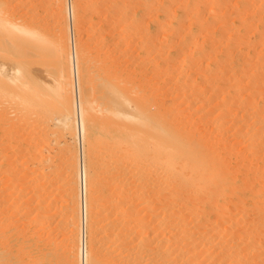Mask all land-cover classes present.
Returning <instances> with one entry per match:
<instances>
[{
  "label": "bare ground",
  "instance_id": "bare-ground-1",
  "mask_svg": "<svg viewBox=\"0 0 264 264\" xmlns=\"http://www.w3.org/2000/svg\"><path fill=\"white\" fill-rule=\"evenodd\" d=\"M43 1L32 2L41 8L46 7V2ZM25 2L0 0V53H5L6 58L12 62L10 67L6 64L7 59V62L2 59L0 61V264L80 262L77 254L79 209L76 210L74 206L68 213L64 210L66 199H71V204L74 198L78 200L79 197L77 176L79 158L82 155L79 156L78 147L65 141L61 150L66 156L60 163H55L44 151L49 146L47 129L43 128L32 113L39 101L41 103L44 100L51 108L59 110L57 122L73 134L76 127L79 131L82 128L80 106L83 104L88 128L95 129L96 111L100 107H96L84 91L86 72L83 68L86 56L81 51V41L80 45L78 43L76 54L78 41H75L73 18L78 22L77 25H80L79 19L85 17V12L90 9L93 11L91 7L98 8L101 3L107 6L106 15L108 13L109 17H117L114 21H119L122 17L168 19V22L156 24L158 28H154L158 30L150 35L151 40L146 43V52L155 53L153 58L147 60V69H159L164 62L162 53L171 49L177 54L168 60L164 69L167 78L161 83L164 84L167 79L171 83L176 79L170 86L178 92L176 97L182 96V99L191 104L201 103L197 108L208 106L209 110H214L218 107L225 113L234 109L237 112L239 109L242 114L239 118L238 112L232 116L234 119L230 117L234 120L230 126L227 125L229 121H225L227 118L222 120L219 115H211L207 119L211 123L210 133H203L195 127H189L185 122L173 123L160 110V116L147 120L149 129L144 134L136 131L134 134L128 132L126 136L120 135L121 140H130L139 146H145L147 141L144 139L152 136L156 142L151 141L148 144H151L152 148L153 143H158V146H153V157L161 156L166 175L158 179L141 176L143 174L138 167L134 168L133 174L128 177L113 176L109 175L110 173L106 175V170L103 171L100 167L89 169L94 175L87 178L85 188L88 198L89 240L86 238L84 226L81 264H101L100 260L94 257L99 252V239L105 240L111 235V220L106 218L107 222L105 219V213L109 210L106 208L113 209L115 215L114 218L110 216L113 218L112 245L121 252L120 254L125 253L122 256H127L126 262L130 259L133 261V258H138V263L139 259L143 261L153 258L156 264H196L193 259L197 250L192 243L211 233L216 238H224L212 241L214 243L210 245L206 244L209 246L206 248L213 251L214 263L264 264V0H75L74 10L70 9L74 68L64 1L52 0L50 10L45 9V12L43 8V13L48 11L53 16V20H50L53 22L48 21L51 25L45 21L43 24L37 23L35 19L39 18V15L30 18L27 14L23 21L15 19L14 12L10 13L11 8L14 9V6L18 7L22 3L23 7ZM30 4L33 5L29 2L27 6ZM94 13L97 12L93 11ZM45 17L41 19L45 20ZM189 18L192 19L191 28L196 26L201 32H206L205 39H197L194 43L192 30L191 33H182L183 24ZM229 19L238 21L241 30L233 29V38H229L233 40L232 44L228 39L221 43V46H224L218 51H223L222 54L227 60L233 53V56L240 57L241 61L239 60L238 65L236 59L232 67L225 63V69L229 66L227 71L230 72V67L232 68V75L228 73L233 76L232 81L228 75L232 83L225 81L221 86L219 83L212 84L211 93L205 94V88L211 86L206 83V78L211 76V73L208 74L207 69L199 66L188 51L191 46H197L196 50L204 56L207 45L210 44L211 50L218 48L219 43L216 44L217 47L213 46L214 43H208L209 37L214 36V30L206 26L212 21L217 25L216 21L222 23V20ZM228 22L218 24L223 34L226 33L225 27L230 26ZM185 24L187 26L188 22ZM235 25L237 24L234 23V28ZM173 40L177 42L173 43ZM28 53L54 57L52 63L56 68L53 82L42 84L38 78L35 79L38 74L25 68L29 62L23 57ZM181 53L186 55L183 54L182 57ZM132 66L125 62V68L122 70L127 74V79L122 80L118 75L119 84H116L117 88L114 86L118 90L111 96V104L108 107L116 114L121 113L131 118L133 113L129 109L134 101L135 82ZM196 66L201 70L200 73L194 68ZM43 74L45 76V73ZM153 78L156 76L153 75ZM212 79L217 82L216 78ZM181 81L183 83L180 85ZM199 82L203 83L202 90L199 89ZM178 104L181 105L180 101ZM74 108L78 115V126L75 123ZM11 109L15 112L12 113ZM207 112L204 111L203 115ZM229 132L234 136V139H230L234 141V147L241 146L240 153L237 151L239 154L233 153L235 149L231 151L233 145L230 144L231 150L227 148ZM232 135L230 136L233 137ZM231 154L240 155V159L237 158L232 165L228 163ZM101 174L104 175L101 177ZM94 193L110 196L111 200L107 204L98 205L92 200ZM70 204L68 203V206ZM67 209L66 207V211ZM194 210H198L199 215H193ZM102 211L105 212L104 223ZM108 216L109 214L106 217ZM201 220L207 224L195 229ZM48 227L56 232L66 229L63 233H67L64 237L67 240L66 247L62 249L60 244L53 242L56 239L54 236V240L50 238L53 230H48ZM158 228L168 231L167 239H161L165 244L163 248L159 242L151 241L153 237L150 238V229L156 231ZM101 231L104 233L101 234ZM40 233H48V236L43 239L44 235L41 236ZM187 233L191 235H186ZM196 234L198 238L194 236ZM211 235L209 237H212ZM66 240L63 241L66 243ZM87 242L90 244V256L85 253ZM221 243L230 247L222 248ZM138 251L140 253L136 257L134 254Z\"/></svg>",
  "mask_w": 264,
  "mask_h": 264
},
{
  "label": "rangeland",
  "instance_id": "rangeland-1",
  "mask_svg": "<svg viewBox=\"0 0 264 264\" xmlns=\"http://www.w3.org/2000/svg\"><path fill=\"white\" fill-rule=\"evenodd\" d=\"M24 1H26V2L24 3L25 5L23 7H22V5H23V3H22V4H19L21 7L18 5L19 8L17 6H14L15 10L13 9V7L11 8L10 13L14 12V18L15 19L17 18V20L20 19V21L21 20L23 21L26 19L27 14H29L30 18H33V16L39 15V18L36 17L37 19H35L36 22L39 24H41V23L43 24V21H45V23H47V24H49V22H53V21H50V20H53V16L51 15V13L49 12L50 15H49L48 11H47V13H45L46 12L45 9L48 10L49 7H52V5H53L52 0H47V1L44 0L43 1L44 3L46 2L45 5H46V7L48 6L47 8L43 6L44 4L41 5V6H43L41 8L39 5L37 7L33 2L34 1L38 2V0H30V1L24 0ZM28 1L31 2L33 5L30 4V6H27V5H29ZM39 1H41V0H39ZM63 1H64V4L66 5V11H67V16H68V23H67V29H68V34H69L68 41H69V46H70L71 54H72L71 55L72 67L74 68L75 60L73 58V48H72V41H71L72 39H71V26H70L71 25L70 9L72 8L74 10V8H75L74 1L75 0H63ZM34 5H35V8L39 9V10L37 9L38 11L35 8H33ZM15 7H17V8H15ZM95 7H91V8H93L94 9L93 11L97 12V13L93 14V11H91L92 9L89 8L90 10H87L85 12V14H86V15H84L85 17H81V19H79L80 25H77L78 22L73 18L75 41L76 42L78 41L77 43L75 42L77 45L76 54L78 53V51H77L78 50V43L80 45V41H81V51L86 56V62L84 64V68H83V71L86 72L85 73L86 74V82L84 83V81H83V84H85L84 87L86 89L84 91H86L85 94L88 95L89 99L92 100L93 104L96 107H100L96 111L95 129L90 130L88 128L87 115H86V111L84 110L83 104L80 106L82 128L79 131V129H77V127H76V130L73 131V134L70 132H67L64 129V127L61 125V123H58L59 121L57 122L56 117H58L60 115L59 110L51 108L48 104H46L44 102V100H42L41 103L39 101L38 106H35V108L33 109L34 111L32 113L33 117L36 118L37 121H39L42 124L43 128L47 129L46 132L48 134L49 146L47 147L48 149L46 148V149H44V151H45V154H48L51 156V158L55 161V163H60L63 160V158H65L64 156H66V155H64L65 153L61 150V146L63 145V143L65 141L72 143L73 145L78 147V150H80L79 156L82 155V157L79 158L80 161H79L78 176H77L78 187H79V195H78L79 197L77 196L78 200H77V198H76V200L74 198L73 199L74 201L72 200V202H74V203L71 202V204H70L71 199H69V200L66 199L67 202L69 201L68 203L70 205L68 206V203L66 202L67 206L65 205V210H64L66 213H68L71 210V208L74 206L76 207V210L79 209L78 210L79 212L77 211V215L79 216V217H77L79 220L78 221V223H79V225H78V249H77L78 258L80 260L79 264L82 263V259H83L82 241H83V234H84V226L86 227V230H85L86 238H87V240H89L88 215H87L88 198H87V193H86L85 188H86L87 178L89 176L94 177L93 173L91 171H89V169L100 167V168H102L103 171L106 170V171H104L106 175L110 173L109 175H113V176L117 175L120 177H124V176L128 177V176H131L133 174L132 172H134V168L138 167L139 169H141L140 173L143 174L141 176H150V177L158 179V178L164 177L166 175L164 172L163 165H162L163 162L161 161L162 160L161 156L158 155L156 157H153L154 147L158 146L157 145L158 143L155 144L152 142L153 143L152 145L154 146V147L152 146V148L150 147L151 144H148L151 141L156 142V140L153 139L152 136L150 138H148V136H146L148 138V139H144L145 141H147L146 145L144 144L145 146H143V145L139 146L138 143H137L138 144L137 145L136 143H132L130 140H124V141H123V139L121 140L119 138L120 135L126 136V134L128 132H132L134 134L136 131H141L144 134L149 129L147 124H146V123H148L147 120L151 119V118L153 119L156 116H160V114H159L160 110L173 123H177L178 121H179V124L182 122H185L186 124L189 125V127H192L193 129L195 127L198 131L203 132V133L204 132L210 133L211 123L207 119L211 115H219L222 120H225L226 118L229 119V120L226 119L225 121H227V122L229 121L227 123V125L230 126L231 122L234 121L233 117L236 115V113L238 112L237 113L238 118L241 117V114H242V111L239 109H237V112L234 109L235 113L233 110H232L233 112L230 111V113H228V112L225 113L222 111L221 108H218V107L215 108L214 110H209L208 106L197 108L201 103L196 102L194 104H191L188 102V100L182 99V96L176 97L175 94L178 92L176 90H172L170 88L171 84H174V81L176 79H173L174 81L172 80L173 83H172V81H171V83L168 82V79L164 82V84L161 83L164 78H167L166 70H164V69H165V66H166L168 60L171 57L176 56V54H177L174 51H172L171 49H166L162 53V56L164 57V62L160 66L159 69H156V68L155 69L149 68V70L147 69L148 68V65L146 64L147 60L153 58L155 56V53L148 54L146 52V43L150 42V40H151L150 35L155 34L156 33L155 30H158V29L154 28V27H157L156 24L168 22L169 21L168 19H165L164 17H122L121 20L114 21L113 19L114 18L117 19V17H109L108 13L106 15V12H108V9L106 8L107 7L106 4L104 6V4L101 3V6L99 4L98 8L97 7L95 8ZM43 8H44L45 14L43 13ZM25 9H26V11H25ZM96 9H98L99 11ZM34 10H35V12H34ZM49 10H50V8H49ZM103 10H105V11H103ZM24 11H25V13H24ZM19 12H21V13H19ZM33 13L34 14L37 13V14L33 15ZM20 14H22V15H20ZM31 14H32V16H31ZM102 14L105 15L106 17L102 16ZM17 15H18V17H17ZM42 15H44V16H42ZM47 15L52 19H50L49 17H47V18H49V19H47L45 17ZM97 15H98V17H97ZM43 17H45V20L41 19ZM103 19H104V21H103L104 23L101 21ZM228 21L222 20V23H221V21L215 22V24H217V23L219 24V22H220V24H223V22H226V23L228 22L230 24V26L225 27V30H226V33L224 32L225 34H223V32H222V30L218 24H217L218 26L214 25L213 21L211 22V24L213 23L212 25L211 24L209 25V23H210L209 22L208 26H206L209 29L214 30V36L212 35L209 37L208 43H211V44L214 43L213 44L214 47H217L216 44L219 43L220 46L218 48H215V50L214 49L211 50L210 44L209 45L206 44L207 45V52L205 53L204 56L200 51L196 50L197 46H191L189 51H188V53L190 55L194 56V59L196 60V62L198 63L199 66H202V68L207 69L206 72L208 74L211 73V76L208 75L206 78V80H207L206 83H210L211 86L208 88H205V92H206L205 94L211 93V90H212L211 87L213 86L212 84L219 83V85L221 86L222 84L225 83V81H228V83L231 80L233 81V76H231L233 71H232L231 67L235 65L234 63H235L236 59H237V64L238 63L240 64V61H241L240 57L237 58V56L236 57H235V55L233 56V53L230 54L231 56L229 55V59L227 60L225 58V56H223L224 54H222L223 51L220 52L222 46H224V45L221 46V43L226 42L230 37H231V39L233 38V35H231L232 32L234 33L233 29L235 30L238 28L237 30H241V27H240V24L238 21H234V19H229ZM187 22H188V24L190 22V25L187 24V26H186L185 23H187ZM191 22H192V19L190 20V18H189V20L184 22L182 33H187V32L191 33V30H192V32L194 34V43H196L197 39L199 41H201L202 39H205L207 36L206 32H204V31L201 32L196 26H193V28H191ZM231 23H233V24H231ZM234 23L237 24V25H235V28L233 26ZM51 24L52 23H50L49 25H51ZM226 28L227 29L229 28V30H227ZM157 34H158V32H157ZM226 34H228L230 36L229 37H228V35L225 36ZM159 36H161V35H159ZM70 41H71V43H70ZM230 41L231 40L229 39V42ZM172 42L176 43L177 40L176 41L173 40ZM232 42H233V40L230 42V44H232ZM198 43H201V42H198ZM213 46H212V48H213ZM238 47H240V46H238ZM218 49H220V50L218 51ZM183 54L186 55V53H183ZM183 54H182V57H184ZM27 57H29V58H27ZM178 57H179V59L181 58L180 55H178ZM1 59H2V61H4V60L6 61V59H7L5 56V53H3V52L0 53V61H1ZM23 59L27 60L29 62V63H27L28 66H25V68L27 67L29 69L28 71H31L32 73L35 72L36 75L38 74V76L41 75V77L35 76L36 77L35 79L38 78V81L40 83L46 84V83H51L54 81L53 73H54V70L56 68V66L53 65L54 57L37 56L34 53H32V54L30 53V55H29V53H28L26 56L23 57ZM7 61L8 62L10 61V62L8 63ZM7 61H6L7 62L6 64L11 67L12 66L11 60H9V58H8ZM38 61H39V63H38ZM40 62H41V64H40ZM125 62H129L131 65H133L132 67L135 68V69L131 68L133 71L132 75L134 74L133 82L135 81L133 83V85H134V94H133L134 101H133L132 107L129 109L130 112L133 113L132 118L129 117L128 115L124 116L121 113L116 114L115 112H112L108 108L109 104H111L110 103L111 102V96L115 92H117V90H118V89H116L117 88L116 84H119L120 77L122 80L127 79V74L122 70L125 68ZM30 63H32V64H30ZM225 63H227V65L231 66L230 72H229V70L228 71L226 70L229 66L225 69V67H224ZM36 64H38V65L34 66ZM47 64H48V66H47ZM49 65H50V67H49ZM206 65H208L209 67H206ZM46 66H47V68H49V70L46 68ZM36 68L38 70H36ZM194 68L197 69L199 71V73L201 72V70L199 68H197V66ZM41 71H43V73H45V76ZM31 72H30V74H32ZM228 73H230L231 75H229ZM153 75H155L156 78H153ZM228 75H229L230 79L232 78L231 80H229ZM123 77H125V78H123ZM147 78H149V80ZM212 78H216L217 82ZM139 81H140V83H139ZM232 81H231V83H232ZM181 83H183V82L181 81L179 84L181 85ZM179 84H177V86H179ZM199 85H200L199 89L202 90L203 83L199 82ZM74 88H76L75 89V92H76L77 87L75 86ZM79 90H80L79 92L82 91L81 88ZM48 96H50V95H48ZM48 98L49 97H46V99H48ZM239 99H241L240 96H239ZM107 101H109V102H107ZM178 101H180V103H181L180 106L178 104ZM75 108H76V106H75ZM75 108H74V110H75V114H74L75 115V123L78 126V115L76 114ZM162 108H164V109L162 110ZM12 110L13 109H11L12 113L15 112L14 110L13 111ZM204 111H208L206 113V115H203ZM181 112H182V114H181ZM125 117H129L130 119L129 118L126 119ZM139 117H142V118L139 119ZM230 117H232L233 119ZM177 118H180V120H182V121L178 120ZM231 133H232V130H231ZM231 133L229 132L230 135H232ZM229 134H228V136H229L228 137L229 147L227 146V148L230 149V147H231L230 144L233 145V142H234L230 139H232V138L234 139V136L232 135L233 137H231ZM134 144H135V146H134ZM147 144H148V146H147ZM232 147H231L232 150L230 149L232 152L235 149V152H233V153H236L238 150H239L238 152L240 153V150H241L240 145H238L236 148L234 147V145ZM238 152H237V154H239ZM157 154L158 153H156V155ZM237 154H231L232 155L231 158H233V160H231V158H230V160L228 161V163L230 165L234 164L236 162V160L240 159V157H239L240 155H237ZM234 155H237V156H234ZM95 157L100 158V160L98 161ZM0 175H1V172H0ZM103 175L104 174H101V177ZM92 200L96 201V203L98 205L99 204L104 205L105 203L107 204L109 202V200H111V198H110V196L97 195V193H94ZM75 201H78V202L75 203ZM66 207L68 208L67 211H66ZM106 209L107 210L109 209L108 212L105 213V212H103L105 210H103L101 215H103L105 213V219L107 218V219L111 220L109 222V225L111 228V230H109V231L111 232V235L108 238H105V240L99 239V242H98L99 252L97 253L99 255L96 254L94 258L99 259L101 264H121V263L122 264H130V263L131 264L132 263L133 264H145V261L147 264H156L154 262L155 260L153 258L152 259L149 258L150 260H148V258H146L143 261H140V259H139V263L137 260L138 258H133V261H131L132 259H130L128 262H126L127 256L126 255L122 256V254H125V253L120 254L121 252H119V250L116 249V247H113L114 245H112V244H114L113 235H112V230H113L112 229L113 228L112 220L115 217L114 210L110 209V208H106ZM110 210H113V211H110ZM107 214H109L108 217H106ZM193 215H196V216L199 215V211L194 210ZM110 216L113 218L111 219ZM101 217H102V221L104 223L105 222L104 221L105 220L104 215ZM107 219H106V221H107ZM96 220H94V221L97 223ZM206 224H207L206 222L201 220L198 222L199 226L195 227V229L199 228L200 226H201L200 228H202ZM51 227L50 228L48 227V230H53V228H51ZM65 230L66 229L61 230L60 232H58L59 230H57L58 233L56 232V230H53V232L57 233L55 235H57L58 237L53 235L54 234L53 232H51V233L49 232L50 238L52 237L51 238L52 240H54V238L56 239V241L54 240L53 242H55L56 245L60 244L59 247L62 249H63V247H66L65 245L67 244V240L64 239V237H65V235H67V233L63 234L64 232H66ZM190 231L191 230H189V232ZM45 232H48V231H45ZM101 232H102L101 234L104 233V231H101ZM155 233H157V235H155ZM166 233L168 234V231L165 232V231L161 230V228H158L156 231L150 229V238L153 237L151 241L153 243L159 242L160 246L163 248L165 246V244H164V242H162L161 239L162 238L167 239ZM40 234H41V236L44 235L43 239H46V237L48 236V233H46V234L40 233ZM186 235L190 236L191 234L187 233ZM210 235H211V233L205 235L206 238H203L205 236L200 237V240H198V241L196 240L197 241L196 243H192L194 245L195 250H197V255L195 254L196 256H194V259H193L196 261V264H216L217 263V262L214 263L213 253H212L213 251L212 250L209 251L210 248L207 249L209 246H206V244L208 245V243H209V245H210V243H214L212 241H216L218 239L221 240V238H223V236L216 238L213 235H211L212 237H209ZM53 236H54V238H53ZM194 236L196 238H198L197 234ZM213 238L214 239L216 238V239L214 240ZM106 239L107 240L110 239L112 241L108 240V241H110V242H108V241H106ZM63 240L64 241L66 240V243ZM222 240H224V238ZM62 244H64V245H62ZM89 245L90 244L87 242V248H86V252H85L87 254V256H90V252H91ZM221 246H222V248L227 247V245L223 246L222 243H221L220 247ZM229 247H230V245H228L227 248H229ZM205 248L207 249L208 252L206 251ZM199 249H201L202 252H200L201 250H199ZM139 253L140 252L138 251L135 254L134 253L133 254L137 257ZM121 259H122V262H121ZM178 262H180V261H178Z\"/></svg>",
  "mask_w": 264,
  "mask_h": 264
}]
</instances>
